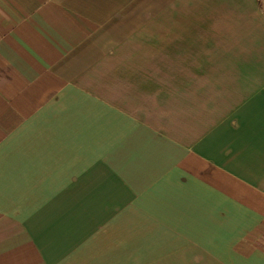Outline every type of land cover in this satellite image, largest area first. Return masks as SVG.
<instances>
[{
	"label": "crops",
	"instance_id": "1",
	"mask_svg": "<svg viewBox=\"0 0 264 264\" xmlns=\"http://www.w3.org/2000/svg\"><path fill=\"white\" fill-rule=\"evenodd\" d=\"M0 264H264V0H0Z\"/></svg>",
	"mask_w": 264,
	"mask_h": 264
}]
</instances>
